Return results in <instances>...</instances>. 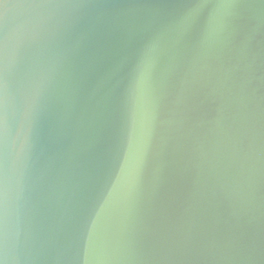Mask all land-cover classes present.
Wrapping results in <instances>:
<instances>
[{
  "label": "water",
  "instance_id": "obj_1",
  "mask_svg": "<svg viewBox=\"0 0 264 264\" xmlns=\"http://www.w3.org/2000/svg\"><path fill=\"white\" fill-rule=\"evenodd\" d=\"M3 264H264V0H0Z\"/></svg>",
  "mask_w": 264,
  "mask_h": 264
},
{
  "label": "snow or ice",
  "instance_id": "obj_2",
  "mask_svg": "<svg viewBox=\"0 0 264 264\" xmlns=\"http://www.w3.org/2000/svg\"><path fill=\"white\" fill-rule=\"evenodd\" d=\"M0 264H3V261L2 260H0Z\"/></svg>",
  "mask_w": 264,
  "mask_h": 264
}]
</instances>
